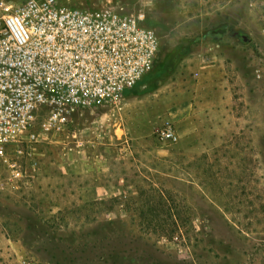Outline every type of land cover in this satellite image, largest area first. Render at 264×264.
<instances>
[{"label": "rangeland", "instance_id": "1", "mask_svg": "<svg viewBox=\"0 0 264 264\" xmlns=\"http://www.w3.org/2000/svg\"><path fill=\"white\" fill-rule=\"evenodd\" d=\"M86 1L142 12L154 67L34 146L0 264H264V0Z\"/></svg>", "mask_w": 264, "mask_h": 264}, {"label": "built area", "instance_id": "2", "mask_svg": "<svg viewBox=\"0 0 264 264\" xmlns=\"http://www.w3.org/2000/svg\"><path fill=\"white\" fill-rule=\"evenodd\" d=\"M86 2L0 0V192L75 111L118 103L153 70L159 41L144 14ZM158 135L178 139L170 126Z\"/></svg>", "mask_w": 264, "mask_h": 264}, {"label": "crops", "instance_id": "3", "mask_svg": "<svg viewBox=\"0 0 264 264\" xmlns=\"http://www.w3.org/2000/svg\"><path fill=\"white\" fill-rule=\"evenodd\" d=\"M185 50V52H187L186 54H188V52H189V48H188V46H186L185 48H184ZM261 60V59H260ZM260 77V76H259Z\"/></svg>", "mask_w": 264, "mask_h": 264}]
</instances>
